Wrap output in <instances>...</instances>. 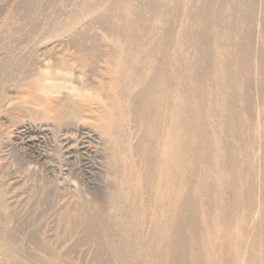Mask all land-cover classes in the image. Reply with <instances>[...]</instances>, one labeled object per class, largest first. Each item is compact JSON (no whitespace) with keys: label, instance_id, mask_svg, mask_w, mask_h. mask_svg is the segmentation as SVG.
I'll use <instances>...</instances> for the list:
<instances>
[{"label":"bare ground","instance_id":"1","mask_svg":"<svg viewBox=\"0 0 264 264\" xmlns=\"http://www.w3.org/2000/svg\"><path fill=\"white\" fill-rule=\"evenodd\" d=\"M23 1L42 14V2L70 4ZM247 2L82 0L10 49L3 78L30 120L15 136L18 187L29 208L61 204L56 243L80 235L72 250L87 245L99 264H264V41L255 53L239 30ZM6 204L0 189L10 219ZM45 236L31 235L36 249L56 253Z\"/></svg>","mask_w":264,"mask_h":264},{"label":"rangeland","instance_id":"2","mask_svg":"<svg viewBox=\"0 0 264 264\" xmlns=\"http://www.w3.org/2000/svg\"><path fill=\"white\" fill-rule=\"evenodd\" d=\"M58 1L59 0H55V2ZM69 1L70 4L68 5L64 3L60 4L62 10H60L59 7L57 10H54V7L45 5L46 3L43 2L42 5L38 3V8L41 5L42 8L46 6L44 8L48 10L42 14L39 10L26 9L23 0H0V126L3 127L5 131H3L4 133L2 132L3 134L1 135L3 141L0 151V166L2 165L0 168V189L5 194L7 208L12 210L13 214L10 219H5L4 216L6 211L3 209L4 211L2 210L3 212H0V264H99L87 245L81 246L77 250H72V246L77 245L81 238L80 235L64 239L61 243L55 242L54 232L58 227L61 204L54 203L52 205V203H50L45 204L47 206L43 205L30 208L27 205V191L18 187L23 183V185H25L27 179L26 174H28L26 170L27 164L20 156L21 152H23V150H21L22 145L15 142V136L21 126L30 124V120L20 117L18 114L15 115L13 112L12 101L16 100L18 93L17 88L14 85V81L5 80L2 74L5 72H3L2 67L6 55H8L10 49L15 46L31 41L25 34H27V31L31 30L32 27L45 25V21L50 14L65 19L69 14L74 15L75 13H80L81 6L79 4L82 0ZM176 5L178 8L184 6L182 2H178ZM231 5L232 4L228 3L229 10L236 15L239 14L236 8H233ZM245 9H247V11H243L244 14L247 15L246 18L250 17L251 20L247 23L241 22L240 24L243 26H239V30L244 32L248 30L250 32L252 45L256 53L260 51L264 41V0H254V3H252V0H248ZM195 10L196 8H194V11ZM240 15L243 17L242 14ZM24 16H26V18ZM6 29L14 35H8V33L5 32ZM20 30H22V33H19ZM257 109H263V106L258 105ZM259 133L258 138L261 140L262 137ZM93 150L95 151V149ZM42 152L44 156L42 155L43 159L40 163L44 162L46 164H41L43 165L41 167H43L42 169H47L46 172L48 175L53 177L51 174L55 172L51 171L55 169L52 167L55 155L53 152H47L46 150ZM260 156L261 149H259L256 154L259 174H261L263 170ZM57 170L56 172H59V181H66L68 175L65 170L62 173ZM98 172V170H93L91 174L84 175L85 178L83 177V181L87 182L86 178L99 179ZM86 182L83 187H88L89 194L94 193L95 185L89 184L88 182L87 184ZM38 231H46L45 237L58 246L56 253L49 254L36 249L37 242L31 235ZM114 262L115 258L112 259L111 264H114Z\"/></svg>","mask_w":264,"mask_h":264}]
</instances>
